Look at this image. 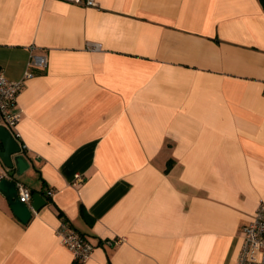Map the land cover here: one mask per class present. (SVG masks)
I'll list each match as a JSON object with an SVG mask.
<instances>
[{"label":"crops","instance_id":"1","mask_svg":"<svg viewBox=\"0 0 264 264\" xmlns=\"http://www.w3.org/2000/svg\"><path fill=\"white\" fill-rule=\"evenodd\" d=\"M94 1L0 0L15 179L53 192L26 224L0 193V264H236L264 202V0Z\"/></svg>","mask_w":264,"mask_h":264},{"label":"built area","instance_id":"2","mask_svg":"<svg viewBox=\"0 0 264 264\" xmlns=\"http://www.w3.org/2000/svg\"><path fill=\"white\" fill-rule=\"evenodd\" d=\"M72 3L92 6L94 0H67ZM30 63L44 67L47 59L41 54H32ZM32 73L27 71L24 76L29 77ZM22 80H11L0 71V123L13 130L20 113L13 109V103L16 100L22 87ZM21 147L24 148L23 145ZM19 199L29 203L32 198L31 189L24 183L17 181ZM51 190L47 191V196H52ZM57 234L60 241L65 245L73 255L74 261L78 263L85 262L93 251V244L80 232H78L68 222H62L57 228ZM236 264H264V202L257 206L253 219L244 227L243 248L236 261Z\"/></svg>","mask_w":264,"mask_h":264},{"label":"water","instance_id":"3","mask_svg":"<svg viewBox=\"0 0 264 264\" xmlns=\"http://www.w3.org/2000/svg\"><path fill=\"white\" fill-rule=\"evenodd\" d=\"M0 160L5 168L15 169L10 176L0 178V193L7 199L13 215L26 224L32 217L33 211H38L47 203V199L40 192H32L31 203L19 199L18 186L15 177L21 176L31 162L22 151L20 142L12 131L0 123Z\"/></svg>","mask_w":264,"mask_h":264},{"label":"trees","instance_id":"4","mask_svg":"<svg viewBox=\"0 0 264 264\" xmlns=\"http://www.w3.org/2000/svg\"><path fill=\"white\" fill-rule=\"evenodd\" d=\"M11 131H12L13 135L15 136V138L17 139V137H16L15 133L13 132V130H11ZM21 148H22V151L24 152L25 148H23V147H21ZM31 192H36V191L34 189H31ZM40 193L47 199V201H50V198H51L50 196L45 195V193H43V192H40Z\"/></svg>","mask_w":264,"mask_h":264}]
</instances>
